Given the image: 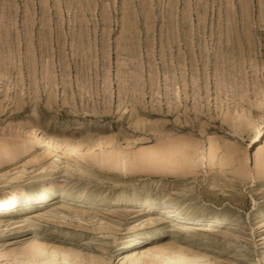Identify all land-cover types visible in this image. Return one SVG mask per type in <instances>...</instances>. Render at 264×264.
Wrapping results in <instances>:
<instances>
[{
    "label": "rangeland",
    "instance_id": "rangeland-1",
    "mask_svg": "<svg viewBox=\"0 0 264 264\" xmlns=\"http://www.w3.org/2000/svg\"><path fill=\"white\" fill-rule=\"evenodd\" d=\"M263 122L264 0H0V151H20L33 140L30 153H46L33 133L65 142L60 151L66 143L79 145L80 154L144 155L170 143L200 151L192 154L199 167L185 177L135 168L133 175L85 171L82 180L73 169L74 175L64 173L63 162H72L52 151L56 154L45 165L56 158L63 167L45 176L36 165L17 184L27 188L45 176L64 187L30 214L73 202L88 207L90 220L77 222L60 208L63 219L55 210L52 223L28 214L39 226L1 227L0 252L38 238L89 256L92 264H120L131 251L170 245V235H176L189 241L182 246L205 253L213 264H264V226L256 215L264 208V179L229 185L233 177L255 176L253 155L264 151V130L258 140L253 137ZM207 148L222 165L202 158ZM18 164L0 166V191ZM65 192L84 194L87 201L64 198ZM122 195L129 200L115 204ZM145 197L156 204L176 199L185 218L203 211L206 218L190 222L215 227L214 235L179 231L168 223L140 229L147 213L137 202ZM13 207L4 215L16 220ZM220 214L227 221L217 225L214 216ZM59 218L61 225L55 223ZM134 236L139 243L124 246Z\"/></svg>",
    "mask_w": 264,
    "mask_h": 264
},
{
    "label": "bare ground",
    "instance_id": "bare-ground-1",
    "mask_svg": "<svg viewBox=\"0 0 264 264\" xmlns=\"http://www.w3.org/2000/svg\"><path fill=\"white\" fill-rule=\"evenodd\" d=\"M263 130H264V122L261 125V127L257 128V132L253 137V141L258 140V138L261 135V133L263 132ZM35 135H36V133L35 134L33 133L35 140L38 139V141H39L38 143L40 145L42 144L41 145L42 149L45 150L47 154L45 152H42V151H40V152L37 151V153H36V151H35V153L33 151V153H30V150L33 148V146L35 144V143H33V140H31L32 141L31 143L29 142L30 143L29 146L26 145V146L22 147L20 149V151H17L16 149L10 148V147H5L4 150L0 151V166H6V165H10V164L16 165V164H18L19 161H21L24 158V156H26V155L30 156V158L28 159V162H26V163L23 162L20 165L18 164L17 166H15V168L13 169L14 172L12 173L13 175L8 177L5 180V182H7L6 184H8L9 186L6 187V189H4V190L1 189L2 191H0V228L1 227L8 228L9 226L10 227L12 226V228H13L14 226H16L20 223L26 222V226H28L27 228H29V230H36V228H37L36 225H38V223H37L38 220H37V222L35 220H31L30 217L27 218V215L32 213L33 211L38 210V209H35L36 207H44L45 204H47L49 201H51L54 198V195L56 194L57 189L59 187H61V188L64 187L63 184L52 179L53 177L52 178L51 177L45 178V176H49L52 172H55L56 169L61 168V166L63 167V165H61V163H60V165H61L60 167L58 166V163H56V161L60 162V160L59 159L56 160V158H55V160H51V162H49V164L47 166L45 164H46V162L48 163V161L51 158V155H53L55 153L52 151H60L58 149H61V147L63 146V144L65 142H63V144H62L60 142L58 143V141H57V143H56V141L48 138V136L47 137L43 136L40 138L39 136H35ZM102 143H103V141H102ZM69 144L66 143L64 145V148H62L64 150L63 151L61 150L60 152H62L64 155V156L63 155L62 156L66 157V159L71 161L72 164L66 160L63 162L64 164L66 162V165H64V168L65 167L66 168L65 169L62 168V169H63L64 173L69 172L68 175L69 174L74 175L75 173L78 172L79 173L78 175H80L79 177H81L83 174L85 175L86 172H90L93 175H94V173H99L102 175H104V174L114 175V173H120L121 175H130V174L133 175V173L135 171L133 169H135V168H140L144 172L148 171L151 173H156L160 176L163 175L162 176L163 178H170L174 175L182 174V173H185V174L181 177H185L186 174H192L193 169L199 167L196 164V161H195L193 155H194V152H195V154H196V152H199V153H197V155H199L200 151H197V150H199L197 148H196L197 150L193 149L194 147H192V145H188V144L183 145L181 147H177V146L172 145L170 143V144H168L162 148L156 149V151H154L153 148H149L150 150L147 149L148 150V151H146L147 153H145V151L142 150L146 155L145 154L142 155L143 153L141 151H140L141 155H138L137 154L138 152L136 154L134 152H133L134 154H132V153L129 154L128 152L126 153V151H125V153H122L119 150L118 151L113 150L112 152H109V153H107L105 150L100 151L98 153H95L96 152L95 151L94 152L95 154H94V153H91L90 150H88L87 152H84L85 151L84 149L81 151L84 153L80 154V151H78V149H77L79 145L76 147V145L71 146L73 143L70 145ZM92 144H93V142H92ZM105 144H106V146H108L107 143H105ZM207 149H206V153H204V156L202 155V158L206 157L208 160V164L213 165L216 161H218L217 160L218 155H216L215 151H213L212 149H210V148H207ZM111 150L112 149L110 148V150H107V151H111ZM178 151H179V153H178ZM82 154H84V155H82ZM191 155H192V157H191ZM253 156H254L255 176H254V174H252V175L250 174V176H252V177H250L248 175V173H245V175H243L242 178L232 176L233 181L229 185L231 187H233V189H234V187L236 188V186L237 187L239 186V184L237 182H244V181L249 182L250 181L249 179H251V178H253V179L254 178L264 179V151H260L257 149L254 152ZM191 158H193L194 160H192ZM200 158H201V155H200ZM221 162H222V160H221ZM221 162L218 161V164L222 165ZM27 163L28 164L31 163V165L27 166ZM231 163H233V162H231ZM36 165H38L39 168H41L40 173H44L45 176L41 177L43 179H41L40 181H36V183L34 185H30L27 188L18 187L17 183H18V181H20V179H22L24 177V174L27 171V169L28 168H34ZM233 165L234 164H231V166H233ZM72 169L76 172L75 173L72 172L73 171ZM35 170H36V168L34 170H32L30 173H28V175H26L25 177H29L31 173L33 174L35 172ZM218 171L220 173H222L223 176L227 175V174H225L226 169L223 167H219ZM236 171H238L237 168L233 167V172H236ZM130 172H132V173H130ZM54 174H56V173H54ZM137 175H139V174H137ZM66 176H67V174H66ZM82 177H81V180L85 176L83 178ZM86 178H88V176ZM28 179H30V177ZM88 181L89 180H87V182ZM20 186H22V185H20ZM68 189H70V188H68ZM83 190H84V188H83ZM63 197L71 199L72 201H76L79 203L84 202L86 200L85 195L81 194V193L74 194L73 192L72 193L71 192H65ZM163 197H164V195H163ZM168 198L169 199L167 201H164L161 204L154 203L149 197H145V199H143L142 201L137 202L139 205V208H142V212L147 213V218L144 220V222L142 220V223H140L138 225L140 229L144 228V226H146V227L152 226L153 228L156 229V227L162 225L163 223L164 224L168 223V224H170L171 227H175L179 231H183V232H189V231L193 232L194 231V233L201 231L202 233H204V235H206L204 237H209L210 235H214L215 227L209 226V225L207 227H203L201 224H194V223L190 222V220H192V218H195V219L203 218V217L206 218V213H204L203 211H202V213L195 212L191 218H188V217L185 218V215H184L185 213L183 212V209H181L178 206L179 204L176 205L175 203H173V200L175 201L176 199H172L171 197H168ZM115 199L116 200L113 202L117 205L123 204L124 202L129 200V198L127 196H124V195L119 196ZM163 199H166V198H163ZM67 202H69V201H67ZM72 203H68V204L62 203V204L58 205V208L62 209L63 211L67 210L66 212H69V211H70V213L72 212L71 213L72 217H73V215H75L74 217L78 218L77 222L80 221V223H81V220H80L81 217L83 219V217L87 216L89 218V216L90 217L92 216L90 210H87L88 207L86 209H83V207L81 205H76L77 203L76 204L75 203L72 204ZM193 204H195V203H193ZM90 205H91V203H90ZM11 206H14L13 208H16L15 215H18L16 220L12 219V218H7L8 215H6V216L4 215V214H7L9 212V207H11ZM58 208H56V209L53 208V210L49 209L48 211L46 210V212H44V213H37V214L35 213V215H31V214L30 215L35 216L36 219L41 220L42 218H45L44 220H49V222H51L55 218L54 217L55 216L54 211L57 210ZM138 210H141V209H138ZM256 210H257L256 211L257 218L258 219L260 218L259 227H263L264 226V218H263L264 217V208L260 207ZM58 211L59 210H57V212ZM57 212H56V215L60 214V216H61L62 212L60 213V211H59L58 214H57ZM156 212L158 214H156ZM92 214H94V213H92ZM69 215L70 214H68V216ZM63 216H64V218H65V216L67 218V214L63 215ZM95 216H93V217L95 218ZM60 218H62V216ZM60 218H59L60 222L58 220V222H55L56 224L57 223L60 224L63 222V220H62L63 218L62 219H60ZM214 219H215V221H213V222L216 223L217 225H222L224 222L227 221V217L223 216L221 214L214 216ZM44 220H43V222H44ZM61 220H62V222H61ZM89 220H90V218H89ZM97 220H96V222H97ZM82 222H83V220H82ZM87 222H88V220H87ZM94 223H95V220H94ZM94 223H93V225H94ZM24 224L25 223H23V225ZM63 224H65V222ZM87 224H89V222ZM69 225H71V223ZM76 226L80 227V228H87L86 226L84 227L81 224L80 225L76 224ZM21 227H23V226H21ZM102 227H104V226H102ZM2 231H3V229H2ZM175 232H176V230H175ZM216 232L218 233V231H216ZM180 233H178V234H180ZM188 234L189 233H187L185 236L187 237ZM223 234L224 233H222V235ZM226 234H228V233H226ZM195 235H196V233H195ZM189 236H191V235H189ZM170 238H172V241H173L170 245H154V246H152L146 250H144V249L143 250L142 249L134 250V251H131L130 253H128L127 255L120 257L119 262H120V264H123L125 262L126 263L128 262L130 264H211L212 263V262H210L211 258L209 259L208 255H206L205 253L192 251V250H189L188 248H186L185 246H182L181 241L187 240L186 238L182 237V239H181V238H179V236H176V235H170ZM186 242H189V241L187 240ZM138 243H139V237L138 236L137 237L134 236V237H130V238L128 237L127 241L124 243V246L130 247V246L136 245ZM262 243H264V236L262 237ZM20 248L21 247H19V249L15 248L16 250L13 248L10 252H8V251L7 252H5V251L0 252V261L2 262L5 260V258L8 257V259L9 258L12 259L11 264H92V261L88 259L89 256H88V258H86L85 256H83V258H81L82 254H80L79 252H75L72 249H63L64 246L62 248V247H59V245L58 246H54V245L52 246V245H49V243L46 244V242L44 243L43 241H41L38 238H34L29 243L28 246L26 244V246H24V248L23 247L21 249ZM10 259L8 261H10ZM93 260H94V258H93ZM99 260H100V258H99ZM101 260H102V258H101ZM8 261L3 262V263L7 264ZM96 261H98V260H96ZM1 262H0V264H2ZM98 263L99 264H106V263H104L103 260L98 261ZM8 264H10V263H8Z\"/></svg>",
    "mask_w": 264,
    "mask_h": 264
}]
</instances>
